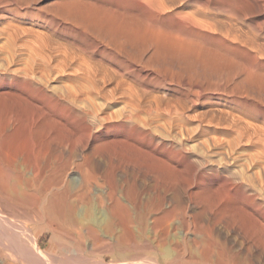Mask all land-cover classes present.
I'll list each match as a JSON object with an SVG mask.
<instances>
[{
    "label": "rangeland",
    "instance_id": "rangeland-1",
    "mask_svg": "<svg viewBox=\"0 0 264 264\" xmlns=\"http://www.w3.org/2000/svg\"><path fill=\"white\" fill-rule=\"evenodd\" d=\"M65 1H66V3L64 2V0H61V1L60 0H0V43L1 42L3 43V41H4L5 43L7 42V44H8V39H9V42H11V39L9 37H19L17 39L18 40L17 42H20L19 41L20 39L21 40L24 38L28 39V37L29 38L30 37H32V38L42 37V38H44L45 41H48L50 38H52L51 40H53V42L51 44H50L51 40H49L48 42H49L50 48L54 51H57V53L61 54L62 50H63L62 53H64V52L69 53L71 51L70 54H72L73 56H76V58L78 57V55L80 57H82V55H85L86 58L83 57V60H85V61L88 60V62H89V60L91 59L90 63L92 64V66L94 65L93 64V60H94L95 65H96V66L94 65V67H96V68L97 67H99V68L105 67V69H108L109 73L107 74V71H105L104 68H103V71H101L102 68L100 70L97 68L98 73H100V72L106 73L105 74L106 89H109L111 87L113 88L114 84L116 82L115 87L118 88V85H119L120 89L122 88L123 91L126 90L127 92L126 91L125 92L127 93V96H130L131 93L134 95L135 94L137 95L140 92L138 97L141 98L142 97L141 93H144L143 95H145V97L144 96L142 97L143 100H141V104L143 102H145V103H144V105H141V107L143 106V108L142 109L140 108V110L142 111V114H141V111L137 112L140 114V115L137 114V115H139L138 118L139 117L141 118L142 123L144 121L145 122H147V121L152 122L154 120V121H156L157 124L155 122H153L155 124L156 129L154 128L152 130V133H151L152 135H149V134L145 135L144 134L145 129L143 128L144 123L142 124L141 121L138 119L137 120V122H138L137 123V125H138L137 134H138V137L142 140L141 141L142 149L143 150L145 149L144 151H146L147 149L148 150L152 149L151 153H152V155H154L156 153L154 155L156 157H155L154 164H150L151 161H149V160H148L149 163L147 164L146 156L143 153V156L141 157L142 158L141 163H140L139 169H138V180L135 181V183L136 182H138V183H136V185L133 186V190L137 192V194L139 195L138 197L140 198V199H136V200L138 202L140 201L139 203H141V202L144 203V204L141 203V205H144V207L151 210L150 215L148 214V219L146 221L147 225L145 227V230H143L140 235L138 233L137 234L139 235L138 238H142V236H143L145 240H152L153 245H156V244H154L155 242H153L154 235L150 229V227H151V225H150L151 220L150 219L153 218L152 216L158 217L157 215H159V214H160V216H162L164 213H167V215H165L164 222L162 221L163 222L162 225L167 230V235H166V238H164V243L159 242V243H163V245L159 244L157 246V252L156 253L154 252V250L152 248H149V247H146V248L142 247L139 249L136 248L135 253L138 256V258L134 259L133 260L134 262L130 261L127 263L126 262L122 263V264H155V263L156 264H168V263L169 264H197V263L198 264H210V263L211 264H218V262H219L218 255L220 253H222V255L224 254L223 259L227 260L231 264H239L241 254H243L245 252L243 249L244 246H242L243 244H240L241 240H243V236L244 237L248 236L251 234V232L255 231V235L261 236L264 239V213H263L264 212V195H263L264 194V187H263V185H264V172L261 168L262 166H264V161L259 162L257 164L258 166L255 165V166L249 167L246 165V164H249V154H258L257 151H259V148H257L258 146H256V145L248 148L245 145L246 142H244V139H242L243 141H241L239 144L234 146V152L233 151L229 152V150L227 149L228 148L227 143H228V141H231V142L236 141L237 136H236V133L234 132L235 130H233L234 128L228 127L229 126L228 122H230L232 120V118L236 119V118L241 117L240 118V119H242L241 121H243V120L245 122L248 121L249 123H251L252 125H254L258 128V132L260 134H262V136L264 134L263 133L264 132V88H263L264 87V64H263L264 63V56H263L264 55L263 54L264 49H261V48H264V46L262 45V44H264V0H201V2H200V0H182L181 3H180V0H175V1L174 0H169V1L164 0L166 3V6L168 7L167 9H166V6H165L163 0L161 1L162 7H160L161 4L159 5L160 1H158L159 2V3H157L158 5L157 4L155 5V3L157 1L155 3L153 2L154 5L157 7L159 6V8L152 6V4H150V2L148 0H142V1L141 0H139V1L138 0H129V1L113 0L114 2L112 0H106V1L105 0H102V1L101 0H85V1L84 0L83 1L82 0L81 1L80 0H65ZM69 1H72V3H74L73 5H76V6L73 7L71 2H69ZM86 1H88V2H86ZM99 1H101V2L99 3ZM132 1H134L135 3ZM150 1L152 2V0H150ZM153 1H155V0H153ZM171 1L173 3H171ZM227 1H229V2H227ZM55 2H56V4H59V5L56 6ZM57 2H59V3H57ZM85 2H86V5H84L83 8H85V6H87V4L89 6H87V8H85L84 11L88 10V7L89 8L92 7L93 9L95 7L96 11H98V8L100 9V7H103V6L105 7V4L107 3L106 5L109 7L111 6V9L114 8L115 12H116V10L119 9L118 11L119 12L123 11L124 14H123V12L121 14V12L119 13L118 11L116 12L117 14H115L112 12L113 9L111 10L109 7L106 6L105 12H107V13L110 12V14H105L106 15V17H105V15L103 14V13H105L104 12L105 8L104 9L101 8L98 12H95V9L93 11V9L91 8L90 11L92 10L93 14H94V12L96 15H97V13L98 14L100 13L99 16L102 14V16H100V17L103 20H101L99 18V16L97 17L95 14L92 15L93 17L96 16L95 18L97 21H96V23H94L93 21H95V18H93L91 16V14H90L91 12L90 11L86 12L87 15L90 14L89 15L90 18L87 15H86L87 16V18H86L85 14H84L85 12L83 13V9H81L82 4H85ZM124 2H125V4H124ZM129 2H130V5H129ZM140 2H141V4H140ZM91 3H97L96 6L98 5L97 6L98 8L94 5L91 6ZM108 3H109V5H108ZM113 3H115V4H113ZM116 3H118L117 6H116ZM120 3L122 6H121V8H118V7H120ZM146 3H148V4L146 5ZM66 4H68L69 7H71L73 9V11L71 8L66 7ZM79 4H81V5L79 6ZM123 4L125 6H123ZM131 4L133 5V7ZM180 4H182V5H180ZM61 5H65V7L63 6L61 9ZM77 5L79 6V8ZM126 5H129L130 9L127 8ZM138 5H141V6H138ZM171 5L174 9L172 7L169 8ZM200 5L202 6V8ZM226 5H227V7H225ZM145 6L146 7L152 6L151 7L152 9L148 8V7L145 8ZM115 7H116V9H115ZM131 7L132 8L136 7L137 10H136V8L132 10ZM163 7L165 9V10L163 9L164 11L162 10ZM59 8L61 9V11ZM107 8L110 9V11L107 10ZM196 8H198V9H196ZM77 9H79V10H77ZM126 9H127V12L125 11ZM193 9L194 10L196 9L198 11L197 12L195 10L197 13L202 11V13L201 12L199 13V15H201V17L198 14H196V16H194L193 14L196 12L193 11ZM200 9H202V10H200ZM131 10L135 14L132 13ZM141 10H142V12H141ZM159 10H160V13H159ZM145 11H147L148 13ZM73 12H77L79 14V16L82 15L81 17L86 19V21L85 20L83 21L82 18H80L77 13L74 14ZM155 12H157V13H155ZM174 12L175 13L177 12V14H175ZM112 13L115 15H113ZM158 13H159V15H157ZM191 13H193V14H191ZM65 14L66 15L69 14V17H71V16L76 17L77 20L74 17L69 18L71 21L74 18L73 21L75 24L73 26L70 24L71 22L69 20L67 22L68 17ZM189 14H191L194 17L193 18H192V16L190 17ZM206 14H207V16H206ZM109 15L115 16V18L117 20L114 19L113 16H111L112 17L111 18ZM122 15H126V16H122ZM132 15H134V16H132ZM147 15L148 16L150 15V17H148ZM179 15H181V16H179ZM116 16H119L120 19H122L123 23H121L120 19L118 20L119 17L117 18ZM130 16H132V18H129ZM136 16H137V18H136ZM144 16L145 17L147 16V18L145 19ZM169 16L171 18L173 17L172 23L176 21L175 23H173L175 25V27L172 24H169L171 21V19H169L170 18ZM197 16H199V18H196ZM211 16L214 17L215 20L213 18H210ZM91 17H92V19H91ZM109 17L111 18V20H109L110 19ZM183 17H185V18H183ZM98 18H99V21H98ZM105 18L107 20H105ZM148 18H149V20H150V18H152L150 20L151 23L148 22ZM160 18H161V20L163 18L164 22L161 21ZM209 18H210V20H209ZM165 19H167V21ZM176 19H178V21ZM90 20H93V21H90ZM157 20L158 21L160 20V21L158 22ZM173 20H175V21H173ZM77 21L79 22V24H76V23H78ZM106 21L108 22V24L105 23ZM116 21L121 24L120 26L123 27V25H124V28H126V26L131 27V28H126L125 30H124V28L121 29L122 27L115 26V24L117 23ZM145 21L148 22L147 26H146L147 29L146 28H143V29L139 28L141 32L140 31H139L140 33L137 32L136 29L139 30L138 27H140V25H138V24L142 23L141 25L143 27H145V24H144ZM182 21L185 23H183ZM200 21H202V25H201ZM215 21H217V23ZM84 22L86 23L87 26L91 22L92 25L90 24L89 26L92 29L88 26L91 29V30H88L89 28L87 26L86 27L88 29L85 27ZM102 22H103V25H102ZM153 22H155V23H153ZM195 22L197 24L199 22L198 25H200V26H197V24ZM112 23L114 24L116 30L114 29V27H112L113 26ZM177 23L179 24V27H178ZM208 23H209V25H208ZM213 23H216L217 26ZM222 23H225L226 25L222 24ZM72 24H73V22H72ZM82 24H83V26H82ZM132 24H133V27L136 26V24L138 25V26H136V29L134 27V30L136 31L137 34H139V37L135 33H133L134 31L132 30L133 29ZM228 24H230V26ZM104 25L107 26V28H108V25H110L109 28L111 27L113 29V31H115V33H114L113 31H110V30H112L111 28H110V30L108 28L109 34H108V32L106 34L104 33L105 37L108 35V37L111 38V35L114 33L112 35V38L114 36L112 41L115 39L113 41L114 44L117 43V41H118L120 43V45H122V46H120L118 43V45H116V47L114 49V47H113L114 44L111 41V39L106 40L104 37V34H103V36L101 35L103 33V32L101 33V30L102 31L104 30V32H106V30H107V28ZM152 25H153V27L157 26L159 29L161 26V28L163 27L164 29H166V31H170L171 34H173V32L176 34L179 31H181V29H182V32H191V33L193 32L192 34L198 36V39L200 42L199 43L200 47H202V48H200L202 51L199 50V51H201V53L198 51V53H200V54H198V55L195 54V55H197L198 58L203 57V58H201L202 61L200 62V58L198 59V62H200V63H197V59H196V62L194 60L191 61L195 57V55L191 54L192 56L190 55V58H187L188 55H185L186 58H183V62H182V59H181L182 57L180 56V58H179V55H183L182 53L175 52V54H174V50L171 48V50H173V51L169 50V52L171 51L173 54L171 52L170 53L172 55H174V57L170 54L168 55L167 54L168 52L165 49H170V48L161 47V45L159 43L157 44V42L155 40L153 41V39H152L154 44L156 42V44H155L156 46H155L151 40L149 41V39H151L152 37H149V35H148L149 31H150V27L153 29ZM165 25H167L169 27L166 28L167 26L165 27ZM211 25H212V27H210ZM222 25L225 27H223ZM99 26L100 27L103 26V28L100 29ZM104 28H106V29H104ZM117 28L118 29L120 28L119 30H122V31L119 32V30H117ZM187 28H189V29H187ZM196 28H197V30H194ZM97 29L98 30L100 29V30L98 31ZM144 29H146V31ZM164 29H163V31H165ZM176 29H178V32ZM192 29H193V31H192ZM90 31L92 34H94V32H92V31H95V36L91 35ZM117 31L119 33L122 32L121 37L117 36L118 35ZM123 31L125 32V34ZM127 31H129V32H127ZM147 31H148V33H147ZM197 31L201 34H199ZM75 32H77V33H75ZM96 32H97V34H96ZM126 32H127V36H129V37L126 36ZM130 32L133 33L132 37L130 36V34H131ZM230 32H234L235 35L233 36L234 33H232V35H231ZM142 33L144 34V36L142 35ZM115 34H117V35H115ZM236 34H238L237 38H236ZM239 34H240V36H239ZM97 35H99L100 38H97V37H99ZM123 35H125V36H123ZM133 35H134V37L136 35V37H138V39L140 38V36H141V39H144L147 36L146 39H148L147 40V45H149L148 48H146L147 47L146 42H144V43L142 42L144 40H142V41L139 40L141 44L139 43L137 38H136L137 42L135 41V39L131 40L130 38H134ZM116 36L119 40H120V38L122 40L123 39L122 37H124V43H123V40L122 41L120 40L123 44L119 40L116 41V39H117V38H115ZM72 37H74V38L71 39ZM231 37H232V39H231ZM234 37L236 39H233ZM239 37H240V39L243 37V39H241L243 41L237 40ZM251 37L253 38L252 41H248V40H251ZM32 38L30 39V41L32 40ZM46 38H47V40H46ZM94 38L95 39L97 38V39L95 40ZM202 38L205 40L203 41ZM256 38H258V39H256ZM102 39H104V40H102ZM219 39L222 41H220ZM84 40H86V41H84ZM256 40H258V41H256ZM54 41H56V42L54 43ZM69 41L72 42V44H69L70 43ZM77 41H78V45L76 44ZM107 41L109 43L111 41V45H109L110 47L107 46V44H109V43H107ZM129 41H132V42L135 41L136 43L130 42L131 44H134V46L135 45L137 46L140 44L139 48L138 47L136 48V46L134 47L131 44H130L131 45L130 46ZM255 41L258 43H255ZM91 42L93 44H91ZM211 42H212V44H211ZM251 42L252 43L254 42V44H252ZM2 43H1L0 47L5 46V44L4 43L2 44ZM66 43H68V44L66 45ZM208 43L210 45H208ZM224 43H225V45H223ZM7 44H6V46H7ZM73 44H75V45H73ZM80 44H81V47L83 48V51L78 50V49L82 50V48L79 46ZM83 44H85V45H83ZM86 44H87V47H86ZM213 44H214L215 48L213 47ZM256 44H258V45L261 44V45L257 48L254 46ZM59 45H60V47H59ZM61 46L62 47L64 46V48L66 50H64V48H63L60 51V48H62ZM65 46H67V47H65ZM73 46H76L77 50H75L76 48ZM224 46L225 47L230 46V47H226L227 48L226 49V48H224ZM102 47H103V49H102ZM217 47H219L218 50H217ZM69 48H70V51H68ZM95 48H97V49H95ZM140 48H142V49H140ZM210 48H214L217 52L214 49L210 50ZM259 48L262 50V55H261V51ZM89 49L92 52H90ZM125 49L126 50L129 49V50L126 51ZM204 49L206 50L205 52L203 51ZM220 49H222V50H220ZM84 50H86L87 52L85 53ZM118 50H120L121 53H120V51L118 52ZM154 50H156V51H154ZM157 50H158V52H157ZM163 50H164V53H166L168 56H170V57L172 56L171 59L174 58V60H170V57H168L166 54L163 55V52H162ZM209 50H210V52H209ZM75 51H77L78 53ZM220 51L222 53L224 51V53L220 54ZM253 51H256V52H253ZM259 51H260V54L258 53ZM83 52H84V54H83ZM208 52L209 53L216 52L215 53L216 55L215 54L210 55ZM81 53H82V55H81ZM108 53L110 55H108ZM131 53L133 55L137 54V53H138V55L140 53H143L144 56L142 57V55H139L137 58L139 59V57L141 56V59H139L138 61L137 60L133 61L136 58L133 57L134 58L133 59L132 58L133 55ZM157 53H158V56H160V58L158 56H155V55H157ZM204 53L205 54L208 53V55L203 56ZM87 54H89V56L91 54L92 57L90 56L91 57L90 58ZM230 54H232L233 57ZM130 55H131L130 59H127L126 57H129ZM175 55H177V57H175ZM217 55L219 57L222 56L221 57L222 60H221V58H219L220 63L213 60V58L215 59L217 57ZM148 56L150 57V59L152 58L153 61L150 59L148 61V59H147ZM208 56L210 58L213 57L211 59L212 60L211 62L209 61ZM228 56H230V58ZM80 57H78V59H80ZM99 57L100 58L102 57V58L100 59ZM135 57H136V55H135ZM206 57H208V58H206ZM223 57H224V59L226 58L225 59L226 61H228L227 65H224ZM142 58H144V59H142ZM166 58H168L169 60H167ZM178 58L182 64L179 62V60H177ZM249 58L252 60L250 61ZM160 59H165V60H160ZM189 59H190V61H189ZM228 59L234 63L236 62L235 65H234V63L232 64V62H230V64H229ZM234 59L236 61H234ZM245 59L248 61H246ZM96 60L99 64L102 63L100 65L101 67L97 64ZM155 60L157 62H155ZM184 60L187 61V64H185V65H189V63H191L190 66L192 68L195 67L194 68L195 70L192 69L190 66H187L188 68H186L185 65H184L185 66L184 67L185 70H184L182 67L183 63H185ZM207 60L209 62H207ZM101 61H103V62H101ZM144 61H146L147 63ZM164 61H166V63ZM213 61H214V64L211 65V63ZM244 61H246V62H244ZM253 61H255V62H253ZM135 62H137V63H135ZM138 62L140 65L138 64ZM205 62H207L208 66ZM144 63L146 65L148 63H151L150 64L151 68L149 67V64L146 66V65H144ZM175 63H177V64L175 65ZM209 63H210V66H209ZM238 63L241 64L240 66H242V69L240 68V70H239V68L236 69ZM259 63L261 64V66L259 65ZM163 64H165V65L163 66ZM166 64H168L167 68L168 67L173 68L172 71L170 70L172 73H174L173 76L171 75L172 73L171 74L169 73L170 72L169 69L167 72L166 71L167 69L163 68V67H166ZM198 64H200V67L199 66L197 67ZM204 64H206V65L204 66ZM228 64L231 67H232V65H234L235 67L231 68L230 66H228ZM243 64H246V66L244 65L245 67H243ZM157 66H159V67H157ZM219 66L223 69H224V66H226L225 71L223 69H219ZM250 66L252 67L251 71H253L255 73L254 74L252 72L254 75L251 74V71H250L251 67ZM145 67H146V69H145ZM179 67H181L184 71ZM214 67L216 70L220 71V72L218 71L220 74H218V72L214 69ZM229 67H230V69H229ZM120 68H122V69H120ZM113 69L116 71H114ZM255 69H257V71ZM109 70L112 71L111 73L114 75V76L112 75V77L110 78L113 80L109 79V77L111 76L110 75L111 73ZM192 70H194V71L192 72ZM222 70H223V73H221ZM235 71H236V75H235ZM116 72L118 73V75ZM119 72H120V75H122V76L119 75ZM122 72H123V74H122ZM243 72H244V76H243ZM106 75H107V77H106ZM115 75H117L116 79H114ZM232 75H233V77H232ZM119 76H120V78H119L120 80L122 78H125V79H122L121 80L122 82H121L120 80H118ZM191 78H192V80H191ZM169 80H171V81H169ZM188 80H191V82ZM79 81H81V80H79ZM107 81H109L108 82L109 84L107 83ZM135 81L138 85L136 83L135 84L133 83ZM208 81H210V82H208ZM123 82L125 83V85ZM169 82H171V83H169ZM120 83H123V84L121 85ZM126 83L129 85H127ZM130 83H131V85H130ZM177 83H179V85ZM196 83H197V85H196ZM65 84L67 86L68 85H74L75 82L70 83V81H66ZM185 85H186V87H185ZM188 85H190V87ZM228 85H230V86H228ZM122 86H125L126 89H125V87H122ZM132 87L133 88L138 87V88L132 89ZM194 87L195 88L199 87V88L195 89ZM236 87H237V89H236ZM249 87H250V89H249ZM139 88H141V91L138 90ZM171 88H173V89H171ZM202 89H204L203 90L204 93H203ZM216 89H217V91H216ZM224 89H228V90H226L227 93L225 92ZM208 90H210V91H208ZM129 91H132V92L129 93ZM229 91L231 94L229 93ZM185 92H187V94L189 96L186 95ZM195 92H199V93H195ZM221 92H223V93H221ZM236 93H237V95H236ZM157 97H158L159 101L156 100ZM126 98L132 99L131 97H126ZM98 100L102 101L100 98L99 99L94 98V101L97 102ZM188 100H189V102H188ZM100 101H98V102H100ZM117 101L118 102L110 103L109 107H108L109 111L106 110L107 116H108V113L109 114L111 113V115H109V117L111 116L110 119L108 118L111 121H113L112 119H114V120L116 119L113 117H116V114L118 116V111L120 112L121 108H122V110H125L124 108H126V109L129 108V107H126L129 105L126 104V106H124L125 104H123L122 101H119V100H117ZM147 102L149 105L147 104ZM157 102H159V103L157 104ZM101 103H103V101L100 102V104ZM121 103H122V106L124 108L122 106H120ZM150 103L152 106L148 107V106H150ZM155 104L158 105L156 107L157 110L155 109V106H156ZM240 104H241V106H240ZM183 105H185V106H183ZM119 107H121V108L119 109ZM167 107H169V108H167ZM242 107H244L245 109L243 108L244 109L243 110ZM117 108H118V110H117ZM177 108L182 109L183 111L178 110ZM130 109L131 108H129V110ZM111 110H113L114 113H116V114L114 115L113 111H111ZM129 110H126L124 112L121 111L120 114L122 116L119 114L118 117L123 118V117H126V115L129 116L130 115ZM146 110H147V112H146ZM207 110H208V112H207ZM228 110H230V111H228ZM239 110H241V111H239ZM168 111H169V113H168ZM127 112H129V114H127ZM177 112H178V114H177ZM181 113H182V115L184 114L183 117H182ZM123 114H125V115H123ZM229 114L230 115L232 114V116H230ZM175 116H176V118H174ZM185 116H187L188 118L187 117L185 118ZM193 116H194V118H193ZM146 117H147V119L144 120V118H146ZM179 117L180 118L182 117L183 119L182 118H181L182 120L178 119ZM230 117H231V119H230ZM149 120H152V121H149ZM179 120H181V122ZM216 121H217V123H216ZM168 123H169V125H171V128H169ZM224 123H225V125H224ZM156 125H158V127ZM161 125H163V126L167 125L168 129H171V131H170L171 133H168L169 131H168L166 126L164 128ZM174 128H175V130H174ZM128 129H129V126H126L125 131H128ZM165 129H167L166 133H164ZM179 131H181L183 134L181 132L178 133ZM96 132L97 131H95V129H93L92 133L96 134ZM176 132H177V134H176ZM157 133H159L160 135ZM113 135H118L117 131H114V130L110 131L108 133L107 138L111 139L113 137ZM215 139H217V140L219 139L218 141H220L221 143L223 141V143L221 144L222 146L220 145L217 148H214L211 144H212L213 140H215ZM177 144H178V146H177ZM193 145H195V146H193ZM173 148H176V149H173ZM211 149L214 151V154H213V151ZM227 151L229 152V155H228ZM164 155L165 156L167 155V156L165 157ZM218 155H219V157H217ZM246 155H247V157H246ZM220 157L223 158L222 161L220 160ZM232 157L233 158L235 157V158L232 159ZM168 159H169V161H168ZM224 159H226V162L231 161V163H226ZM245 159H247V160H245ZM143 160L144 161L146 160L145 163ZM167 161L170 163H168ZM178 161H180V162H178ZM245 161H246V163H245ZM200 162H201V165H200ZM232 162H234V163H232ZM236 162H237V164H235ZM166 163H168L170 165H168V164L165 165ZM238 163H240V164H238ZM245 165L247 168L245 167ZM152 167H154V168H152ZM183 167H185L184 170H183ZM175 169H177V171H175ZM244 172L246 174H244ZM254 172L256 175L254 174ZM129 175H131V172L129 170H127V175L124 176V178H123V185H126V186H124L126 189H130V187L132 185L131 177ZM129 177H130V179H129ZM151 178H153V179H151ZM250 178H251V180H250ZM251 183H253V184H251ZM136 186H137V189H136ZM127 187H129V188H127ZM262 192H263V194H262ZM174 194H175V196H174ZM141 199H143V200L141 201ZM173 200H175V201H173ZM167 201H169V202H167ZM234 201H235V203H234ZM235 204H237V206ZM239 204H241V205H239ZM179 205H180V207H179ZM235 206H236V208H235ZM238 206L240 208H238ZM154 207H155V209H154ZM99 209L101 211L103 210V212H106L104 206H102V207L100 206ZM149 217H151V218H149ZM256 217H258V218H256ZM258 224H262V225L259 226ZM134 231H136L135 228H134ZM146 231H147V233H146ZM143 232H145V233L143 234ZM181 235H182V237H181ZM49 237H50V234L48 232H44L40 236V238L38 239V244L41 248H44L48 245ZM165 239L167 240V242ZM138 240H139V244H138V246H139V245H141L142 242L140 241V239H138ZM206 242L210 244V248L212 249V252L209 255L208 259L202 257V246ZM165 245H167V246H165ZM170 246H171V248H170ZM159 247H161V248H159ZM164 247L168 248L169 251L173 255V258H169V260H167V261H163L162 258L160 257L162 254V249ZM225 249L227 252L225 251ZM73 252H72V250H62L61 252H59L58 256L60 257V255H61V258L58 257V263H60V264H74V263L75 264H98L99 253H100V251L98 249L94 250L92 252H82V251H80L78 253H76V252L73 253ZM250 252L252 254L250 256L251 257V264H264V250H261V248L258 247V249L252 248V250ZM76 254H77V256H75ZM140 254H141V256H140ZM259 254H262V255H259ZM81 255H82V257H81ZM74 256L76 258H74ZM61 259H62V261H61ZM69 259H71V261ZM75 259H76V261L77 260L78 261L76 262ZM108 260H109V258H106V264H111L110 260L109 261Z\"/></svg>",
    "mask_w": 264,
    "mask_h": 264
},
{
    "label": "bare ground",
    "instance_id": "bare-ground-1",
    "mask_svg": "<svg viewBox=\"0 0 264 264\" xmlns=\"http://www.w3.org/2000/svg\"><path fill=\"white\" fill-rule=\"evenodd\" d=\"M101 1H99V3ZM126 1H129V0H126ZM148 1L150 2V4H152V6H155L157 3H159L158 1H160V3H159V5H160L162 0H155V1L152 0V2L150 0H148ZM167 1H169V0H167ZM181 1L182 0H180V3H181ZM64 2L66 3L65 0H64ZM69 2H71L73 7L76 6V5H73L74 3H72V1H69ZM86 2H88V1H86ZM86 2H85V4H82V8H81V9H83V13L85 12L84 13L85 16L87 15L86 12L87 11L89 12L90 9L92 8V7H90V8L88 7V10L84 11L85 8H87V6H89L87 4V6H85V8H83L84 5H86ZM132 2H134V1H132ZM153 2L154 3L156 2L155 5ZM200 2H201V0H200ZM227 2H229V1H227ZM57 3H59V2H57ZM171 3H173V2L171 1ZM55 4H56V2H55ZM96 4L97 3H91V6H93V5L96 6ZM106 4H105V7L107 6ZM113 4H115V3H113ZM117 4L118 3H116V6H117ZM124 4H125V2H124ZM124 4H123V6H125ZM140 4H141V2H140ZM147 4L148 3H146V5ZM164 4L166 6L165 1H164ZM58 5L59 4H56V6H58ZM80 5L81 4H79V6ZM108 5H109V3H108ZM129 5H130V2H129ZM129 5H126L127 8H129ZM180 5H182V4H180ZM63 6L65 7V5H61V9ZM79 6H78V8H79ZM121 6L122 5L120 3V7H118V8H121ZM138 6H141V5H138ZM152 6H149V7L147 6V7L151 8ZM66 7H69V5L66 4ZM105 7L104 6L100 7V9L101 8L104 9ZM107 7H109V6H107ZM132 7H133V5H132ZM147 7L145 6V8H147ZM155 7H157V6H155ZM160 7H162V4ZM171 7H172V5L169 8H171ZM225 7H227V5ZM69 8H71V7H69ZM109 8L111 9V6ZM135 8H132V10ZM157 8H159V6ZM167 8L168 7L166 6V9ZM201 8H202V6H201ZM61 9H60V11H61ZM94 9H95V12H98L100 10L98 8V11H96L95 7H94ZM94 9H93V11H94ZM110 9L107 8V10H109V11H110ZM112 9H111L112 12L117 14L116 12L119 9L116 10V12L114 11V8H112ZM115 9H116V7H115ZM163 9H164V7L162 8V10ZM196 9H198V8H196ZM77 10H79V9H77ZM136 10H137V8H136ZM195 10L193 9V11H195ZM200 10H202V9H200ZM72 11H73V9H72ZM105 11H106V8H105L104 12ZM125 11L127 12V9ZM90 12H91L90 13L91 16L95 14V12L93 14L92 10ZM120 12L122 14L123 11H120ZM141 12H142V10H141ZM145 12H147V11H145ZM197 12L194 14L193 13H191V14L196 16V14L199 15L200 12L202 13V11H200L199 13H197ZM73 13L75 14L77 12H73ZM132 13H134V12L132 11ZM155 13H157V12H155ZM159 13H160V10H159ZM159 13L157 15H159ZM99 14L97 13V15L96 14L95 15L98 17ZM103 14L104 15L110 14V12H108V13L105 12ZM115 14H113V15H115ZM123 14H124V12H123ZM175 14H177V12ZM191 14H189L190 17L192 16ZM89 15H87V16L90 18ZM113 15H109V16L111 17ZM150 15L149 16L147 15V16L150 17ZM66 16L68 17L67 22L69 20L71 22V23L70 22L69 23L73 26L75 24L73 19L74 18L76 19V17L71 16V15H70L71 17H69V14ZM78 16H79V14H78ZM81 16L82 15H80L79 17L82 18ZM87 16H86V18H87ZM96 16H94V17L92 16V17L95 18ZM100 16H102V14ZM100 16H99V18L101 19ZM122 16H126V15H122ZM132 16H134V15H132ZM132 16H130L129 18H132ZM147 16L146 17L144 16L145 19L147 18ZM179 16H181V15H179ZM194 16H192V18ZM199 16L201 17V15H199ZM199 16H197L196 18H199ZM206 16H207V14H206ZM72 17H74V18L71 21L69 18H72ZM92 17H91V19H92ZM105 17H106V15H105ZM113 17H114V19H116L115 16H113ZM116 17L118 18L119 16H116ZM99 18H98V21H99ZM111 18L109 20H111ZM136 18H137V16H136ZM152 18H150V20ZM172 18L171 17L169 18V19H171V21L169 20L170 21L169 24H172L175 27V25L173 23H175L176 21L173 20L175 22L172 23ZM183 18H185V17H183ZM210 18L214 19V17H212V16ZM210 18H209V20H210ZM119 19H120V17L118 18V20ZM82 20L86 21V19H84V18H82ZM101 20H103V19H101ZM105 20H107V19L105 18ZM150 20L148 18V22H150ZM160 20H161V18H160ZM165 20L167 21V19H165ZM176 20L178 21V19H176ZM90 21H93V20H90ZM96 21L97 20L95 18V21H93V22L96 23ZM120 21H121V23H123L122 19H120ZM146 21L144 22L145 27H143L141 25L142 23L141 24L139 23L138 25H140V27H138V29L139 28H141V29L146 28L147 23H148ZM161 21H163V18ZM72 22H73V24H72ZM215 22L217 23V21H215ZM105 23L108 24L107 21ZM153 23H155V22H153ZM183 23H185V22H183ZM200 23L202 25V21H200ZM216 23H213V24L216 25ZM225 23H222V24H225ZM76 24H79V22ZM84 24L86 27L87 25L85 22H84ZM90 24L92 25L91 22H90ZM90 24H88V26ZM114 24L112 27H114L115 30H116L115 26L119 27L121 25L120 23H118L119 25L115 24V26H114ZM198 24H199V22H198ZM198 24H197V26H200ZM102 25H103V22H102ZM138 25L136 24V26H138ZM177 25L179 27L178 23H177ZM208 25H209V23H208ZM228 25L230 26V24H228ZM82 26H83V24H82ZM109 26L110 25H108V28H109ZM136 26H134L135 29H136ZM166 26L167 25H165V27ZM105 27L107 28V26H105ZM120 27H122V26H120ZM134 27L132 24V28H133L132 30L134 31L133 33H135L139 37V34H137L136 31L139 32L140 29L139 30L136 29V31H135ZM152 27H153V25H152ZM168 27L169 26H167L166 28H168ZM210 27H212V25ZM223 27H225V26H223ZM90 28L88 30L92 29V28L91 29ZM102 28H103V26L100 27V29H102ZM106 28H104V29H106ZM108 28H107L106 32H104V30L103 31L101 30V33L103 32L101 34L102 36L104 33L106 34L107 32L109 34ZM110 28H109V30H110ZM123 28H124V25L121 29H123ZM126 28H131V27L126 26ZM126 28H124V30ZM119 29L117 28V30H119ZM146 29H144V30L146 31ZM163 29L164 28L163 27L161 28V26H160V29L157 26L153 27V29L150 27V31H149L148 35H149V37H152V38L149 39V41L150 40L152 41V39H153V41L155 40L157 42V44L159 43L161 45V47L170 48V49H165V50H167L168 55L169 54L172 55L173 53L171 51H173V50H174V54H175V52L182 53L183 55H179V58L181 56L182 57L181 59L183 62V58H186L185 55H188L187 58H190L191 54H193V55L197 54L198 55L201 53L202 50L200 48H202V47H200V44H199L200 42H199L198 36L192 34L193 32L192 33L191 32H182V29H181V31L178 32V29H176L178 33L175 34L173 32V34H171L170 31H166V29H164L165 31H163ZM187 29H189V28H187ZM194 30H197V28ZM110 31H113V29ZM120 31H122V30H119V32ZM192 31H193V29H192ZM92 32H94V34H92L90 31L91 35L95 36V31H92ZM97 32H96V34H97ZM113 32L115 33V31H113ZM119 32H118V35L117 34H115V35H117L118 37H121L122 32L121 33H119ZM127 32H129V31H127ZM127 32H126V36H127ZM75 33H77V32H75ZM133 33L130 34L131 37H132ZM147 33H148V31H147ZM230 33L232 35V33H234V32H230ZM105 34H104V37H105ZM124 34H125V32H124ZM199 34H201V33H199ZM99 35H97V36H99ZM112 35H111V38L108 37V35H107L105 37V39L106 40L111 39V41H112V39L114 38V36L112 38ZM136 35H135V37L133 35L134 38H130V39L131 40L135 39V41H136V38L138 39V37H136ZM142 35L144 36L143 33H142ZM234 35H235V33L233 34V36ZM237 35L238 34H236V38H237ZM100 36L97 38H100ZM117 36L115 38H117ZM123 36H125V35H123ZM141 36L138 39V41L144 40L142 42L143 43L146 42V45H147V40H148V39H146L147 36L144 39H141ZM239 36H240V34H239ZM127 37H129V36H127ZM9 38L11 39V42H9V39H8V44H7V42L5 43L2 40L3 43L5 44V46L0 47V264H60V263H58V257H59L58 254L62 250H72V252L74 251V252L78 253L80 251L92 252V251L98 249L100 251L98 264H106V258H109L111 264H122V263H125V262L127 263L130 261L132 262L134 259L138 258V256L135 253L136 248L139 249L142 247L143 248L149 247V248H152L154 250V252L156 253L157 252V246L159 244L163 245L164 238H166V235H167V230L162 225V223L165 220V215H167V213H164L163 215L161 214L162 216H160V214L158 213L159 214V215H157L158 217L152 216L153 218L150 219L151 220V222H150L151 227L150 226L149 227H150V229L154 235L153 242H155L154 244H156V245H153L152 240H145L143 236H142V238H138L139 235L142 233V231L145 230V227L147 225L146 221L148 219V214L150 215L151 210L144 207V205H141L142 202L139 203L140 201L138 202L136 200V199H140V198L138 197L139 195L137 194V192L133 190V186L136 185V183H138V182L135 183V181L138 180V169H139V165L141 163V159H142L141 157L143 156V153L146 156L147 164L149 163L148 160L151 161L150 164H154L155 157H156V156H154L156 153L154 155H152V153H151L152 149L148 150L146 148L147 149L146 151H144L145 149L144 150L142 149V147H141V145H142L141 141L142 140L138 137V134H137V128H138L137 120L139 119L141 121V118L140 117L138 118V116L140 114L137 112L141 111L140 108L141 109L143 108V106L141 107V105H144V103H145L142 101L143 103L141 104V100H143L142 97L143 96L145 97V95H143L144 93H141L142 94L141 95L142 97L140 96L141 98L138 97L140 92L137 95L136 94L134 95L131 93L130 96H127L126 90H125L126 91L125 92L122 90V88L120 89L119 85H118V88L115 87L116 82H115L113 88L111 87L109 89H106V79H105L106 73H101V72H100L101 74L98 73L97 68L99 70L102 68L100 66L102 63L99 64L97 62L98 59L96 60V62L101 68L94 67V65H95L94 60H93V64H94L93 66L90 63L91 59L89 60V62H88V60H86V61L83 60V57L84 58H86V57H85V55H82V53H81L82 57H80L78 55V57H80V59H78V57L76 58V56H73L72 54H70V52H71L70 48H69V50L67 49L68 51H70L69 53H67V52L62 53L63 50L61 51V49H63L64 46L63 47L61 46L62 47V48H60L61 54H59V53H57V51H54L50 48L48 41L51 40L52 38H50L48 41H45L44 38H42V37H34V38L28 37V39L24 38L25 40L20 39L19 40L20 42H17L18 41L17 39L19 37H9ZM31 38H32V40L30 41ZM47 38H46V40H47ZM73 38L74 37H72L71 39H73ZM122 38H123L122 40L124 43V37H122ZM236 38L234 37L233 39H236ZM231 39H232V37H231ZM241 39H243V37ZM241 39L239 37L237 40H241ZM252 39L253 38L251 37V40H248V39L247 40L252 41ZM256 39H258V38H256ZM102 40H104V39H102ZM117 40H119V39L117 38L116 41ZM120 40H121V38H120ZM204 40L205 39H203V41ZM84 41H86V40H84ZM111 41H110V43L107 41V43H109V44H107V46L111 45ZM135 41H133V42H135ZM153 41H152V43H153ZM220 41H222V40H220ZM241 41H243V40H241ZM256 41H258V40H256ZM256 41H255V43H258ZM52 42H53V40L50 41V44ZM55 42L56 41H54V43ZM92 42H91V44H93ZM130 42L133 43L132 41H129V45L131 44ZM156 42H155V44H156ZM1 43H0V45H1ZM118 43H119L118 41L115 44L113 42L114 49H115L116 45H118ZM139 43H140V41H139ZM6 44H7V46H6ZM67 44L68 43H66V45ZM69 44H72V42H70ZM76 44L78 45V41ZM81 44L79 45L80 47H81ZM211 44H212V42H211ZM252 44H254V42ZM73 45H75V44H73ZM83 45H85V44H83ZM119 45H120V43H119ZM131 45L134 46V44H131ZM139 45H137V46L135 45L136 48L137 47L139 48ZM208 45H210V44L208 43ZM223 45H225V43ZM256 45H254V46L258 48L261 44L260 45L256 44ZM262 45L264 46V44H262ZM76 46H73V47L76 48ZM120 46H122V45H120ZM148 46L149 45H147L146 48H148ZM59 47H60V45H59ZM65 47H67V46H65ZM86 47H87V44H86ZM213 47H214V44H213ZM226 47H230V46H226ZM226 47L224 46V48H226ZM171 48L173 50H171ZM214 48H210V50L214 49ZM95 49H97V48H95ZM102 49H103V47H102ZM129 49H127V50H129ZM140 49H142V48H140ZM205 49L203 50L204 52L206 51ZM218 49H219V47H217V50ZM261 49H264V48H261ZM261 49H260V51H261V55H262ZM64 50H66V49L64 48ZM75 50H77V48ZM78 50L83 51V48H82V50L81 49H78ZM169 50H171L170 52L172 54L169 52ZM199 50H201V51H199ZM210 50H209V52H210ZM220 50H222V49H220ZM89 51L92 52L90 49H89ZM119 51L120 50H118V52ZM154 51H156V50H154ZM198 51L200 53H198ZM224 51H223V53H224ZM260 51L258 52L259 54H260ZM75 52H77V51H75ZM84 52L86 53L87 51L84 50ZM84 52H83V54H84ZM157 52H158V50H157ZM162 52H163V55L166 54V53H164V50ZM216 52L209 53V54L213 55ZM253 52H256V51H253ZM120 53H121V51H120ZM208 53L207 54L204 53L203 56L208 55ZM223 53L220 51V54H223ZM87 55L89 56V54H87ZM108 55H110V54L108 53ZM135 55H136V57H135ZM139 55H142V57L144 56L143 53H140ZM139 55H138V53L134 54L132 56V58L134 57L136 59L133 58L134 59L133 61H136V60L138 61L139 59H141V56L139 57V59L137 58ZM177 55H175V57H177ZM197 55H195L196 58L193 56L194 59H192L191 61L194 60L196 62V59H197V63H200L202 61L201 58H203V57H201V58L199 57L200 62H198L199 58L197 57ZM230 55L233 57L232 54H230ZM90 56H91V54H90ZM155 56H158V53ZM172 56L174 57V55H172ZM172 56L171 57L168 56V57H170V60H174V58L171 59ZM130 57H131V55L129 57H126V58L130 59ZM158 57L160 58V56H158ZM208 57H206V58H208ZM221 57L222 56L219 57L217 55V57H216L217 59L215 58L216 60L213 57H211V58L209 57V61L211 62L212 61L211 59L213 58L214 61L219 62V58H221ZM228 57L230 58V56H228ZM179 58L177 60H179ZM142 59H144V58H142ZM147 59L149 61L150 57L148 56ZM166 59L169 60L168 58H166ZM223 59H224V57H223ZM225 59L223 60L224 65H227L228 61H226ZM150 60H152V58ZM160 60H165V59H160ZM221 60H222V58H221ZM251 60L252 59H250V61ZM189 61H190V59H189ZM209 61L207 60V62H209ZM214 61L211 63V65L214 64ZM234 61H236V60L234 59ZM246 61H248V60H246ZM246 61H244V62H246ZM101 62H103V61H101ZM139 62H138V64H139ZM144 62H146V61H144ZM155 62H157V61L155 60ZM164 62L166 63V61H164ZM179 62H180V60H179ZM207 62H205V63L207 64ZM230 62H232V61L229 60V64H230ZM253 62H255V61H253ZM135 63H137V62H135ZM233 63L234 62H232V64ZM235 63H234V65H235ZM148 64L150 67L151 63H148ZM176 64L177 63H175V65ZM185 64H187V61H185V63H183L182 67L184 70H185V68H184L185 66H186V68H188L187 66L191 65V63H189V65H185ZM206 64H204V66ZM229 64H228V66H230ZM144 65H146V64L144 63ZM164 65L165 64H163V66ZM234 65H232V67L231 66L230 67L233 68V67H235ZM240 65L241 64L238 63L236 69H238V68H239V70H240V68L242 69V66H240ZM244 65L246 66V64H243V67H245ZM259 65L261 66L260 63H259ZM167 66H168V64H166V67H163V68H166L167 70L166 69L165 70L167 72H168V69H169V71L170 70L172 71L173 68H170V67L167 68ZM198 66L200 67V64H198L197 67ZM207 66H208V64H207ZM209 66H210V63H209ZM157 67H159V66H157ZM215 67H214V69H215ZM230 67H229V69H230ZM103 68L105 69V67H103ZM103 68L101 71H103ZM179 68H181V67H179ZM194 68H192V69H194ZM225 68H226V66H224V69L219 66V69H223L224 71H225ZM120 69H122V68H120ZM145 69H146V67H145ZM194 70H192V72ZM223 70L221 71V73H223ZM251 70H252V67H251L250 71ZM255 70L257 71V69H255ZM105 71H107V74L109 73L108 69H105ZM114 71H116V70H114ZM171 71L169 72L170 74L172 73ZM216 71L218 72L219 70H216ZM236 71H235V75H236ZM111 72L112 71H110V73ZM219 72H218V74H220ZM252 72L253 71H251V74L254 75L255 73L253 72L254 73L253 74ZM122 74H123V72H122ZM173 74L174 73H172L171 75L173 76ZM110 75L111 76L109 77V79L112 77L113 74L111 73ZM117 75H118V73H117ZM117 75H115L114 79H116ZM119 75H120V72H119ZM120 76H122V75H120ZM120 76L118 77V80H120L119 79ZM243 76H244V72H243ZM106 77H107V75H106ZM232 77H233V75H232ZM122 79H125V78H122ZM79 80H81V81H79ZM110 80H113V79H110ZM171 80H169V81H171ZM191 80H192V78H191ZM191 80H188V81L191 82ZM66 81H70V83L75 82V84L67 86L65 84ZM108 82L109 81H107V83ZM208 82H210V81H208ZM123 83H120V84L122 85ZM131 83H130V85H131ZM133 83L135 84L136 81ZM169 83H171V82H169ZM177 84L179 85V83H177ZM124 85H125V83H124ZM127 85H129V84H127ZM196 85H197V83H196ZM188 86L190 87V85H188ZM228 86H230V85H228ZM122 87H125V86H122ZM138 87H136V88H138ZM185 87H186V85H185ZM134 88L132 87V89H134ZM197 88H199V87H197ZM197 88H195V89H197ZM125 89H126V87H125ZM171 89H173V88H171ZM236 89H237V87H236ZM249 89H250V87H249ZM138 90L141 91V88H139ZM203 90L204 89H202V91ZM224 90L226 92V90H228V89H224ZM208 91H210V90H208ZM216 91H217V89H216ZM130 92H132V91H129V93ZM187 92H185L186 95H188ZM195 93H199V92H195ZM203 93H204V91H203ZM221 93H223V92H221ZM229 93H230V91H229ZM236 95H237V93H236ZM126 97H131L132 99H130V98L127 99ZM94 98H98V99L100 98L103 101V103L100 104V102H102L100 100H98L100 102L94 101ZM117 100L122 101L123 104H125L124 106H126V104H127L129 106H126V107L131 108L130 110H129V108L126 109L122 106V103H121L120 106H122L125 110H122V108L119 107V109L121 108V110H120V112L118 111V116L121 113V111L124 112L126 110H129L130 115L129 116L126 115V117L122 118L121 117L122 115L120 114L121 118H119L117 116V114L114 113L113 110H111V111H113L114 115L116 114V117L112 116L113 118H116V119L115 120L112 119L113 121H111V120H109L111 117V116L109 117V115H111V113L110 114L108 113V116H107L106 110H108L110 103L118 102ZM156 100L159 101L158 97L156 98ZM148 102H147V104H148ZM188 102H189V100H188ZM158 103L159 102H157V104ZM157 104H155L156 110H157L156 107L158 106ZM151 106L152 105L150 103V106H148V107H151ZM183 106H185V105H183ZM240 106H241V104H240ZM167 108H169V107H167ZM243 108L244 107H242V109ZM117 110H118V108H117ZM178 110H182V109H178ZM228 111H230V110H228ZM239 111H241V110H239ZM129 112H127V114H129ZM146 112H147V110H146ZM207 112H208V110H207ZM168 113H169V111H168ZM182 113H181V115H182ZM137 114H139V115H137ZM141 114H142V111H141ZM177 114H178V112H177ZM123 115H125V114H123ZM183 115H182V117H183ZM230 116H232V114ZM186 117L187 116H185V118ZM174 118H176V116ZM181 118L179 117L178 119H181ZM193 118H194V116H193ZM240 118H236V119L232 118V120L230 122H228V125H229L228 127L234 128L233 130H235L234 132L236 133L237 140L234 142L228 141V143H227L228 148L227 149L229 150V152H232V151L234 152V146L239 144L241 141H243L242 139H244V142H246L245 145L248 148L255 146V145L258 146L257 147V148H259V151H257L258 154H249V164H246L249 167L255 166L259 162L264 161V134L262 136V134H260L258 132V128L256 126L252 125L248 121H246V122L244 120L241 121L242 119H240ZM145 119H147V117L144 118V120ZM230 119H231V117H230ZM181 120H179V121L181 122ZM149 121H152V120H149ZM153 122L156 123V121H154V120L152 122H148V121L143 122L144 123L143 128L145 129V131H144L145 135L146 134L152 135L151 134L152 130L155 128V124ZM141 123H142V121H141ZM216 123H217V121H216ZM224 125H225V123H224ZM126 126H129L128 131H125ZM156 126L158 127V125H156ZM161 126L164 128H165V126L167 127V125H165V126L161 125ZM168 126H169V128H171V125H169V123H168ZM175 128H174V130H175ZM93 129H95V131H97L96 134L92 133ZM167 129H168V127H167ZM167 129H165V132L164 131L163 132L166 133ZM113 130L117 131L118 135H113V137L111 139L107 138L108 133L110 131H113ZM168 131H169L168 133H171L170 132L171 129H168ZM180 132L181 131H179L178 133H180ZM159 133H157V134H159ZM176 134H177V132H176ZM218 140L217 139L213 140L211 145L214 148H217L218 146H220L223 143V141L221 143ZM177 146H178V144H177ZM193 146H195V145H193ZM173 149H176V148H173ZM229 152H228V155H229ZM213 154H214V151H213ZM217 157H219V155ZM246 157H247V155H246ZM234 158L232 157V159H234ZM247 159H245V160H247ZM220 160L222 161L223 158L220 157ZM224 160L226 162V159H224ZM145 161H144V163H145ZM168 161H169V159H168ZM178 162H180V161H178ZM168 163H170V162H168ZM168 163H166L165 165H167ZM226 163H231V161L230 162L227 161ZM232 163H234V162H232ZM245 163H246V161H245ZM235 164H237V162ZM238 164H240V163H238ZM168 165H170V164H168ZM200 165H201V162H200ZM246 165H245V167H246ZM152 168H154V167H152ZM184 168L185 167H183V170H184ZM261 168L264 172V166H262ZM127 170H129L131 172V175H129L131 177V182H132L130 189H126L124 187L126 185H123V178H124V176L127 175ZM175 171H177V169H175ZM244 174H246V173L244 172ZM254 174H255V172H254ZM130 177H129V179H130ZM151 179H153V178H151ZM250 180H251V178H250ZM251 184H253V183H251ZM263 187H264V185H263ZM127 188H129V187H127ZM136 189H137V186H136ZM262 194H263V192H262ZM174 196H175V194H174ZM142 200L143 199H141V201ZM173 201H175V200H173ZM167 202H169V201H167ZM234 203H235V201H234ZM142 204H144V203H142ZM235 205L237 206V204H235ZM239 205H241V204H239ZM100 206L101 207L104 206L106 212H103V210L101 211L99 209ZM236 206H235V208H236ZM179 207H180V205H179ZM238 208H240V207L238 206ZM154 209H155V207H154ZM258 217H256V218H258ZM149 218H151V217H149ZM258 225L261 226L262 224H258ZM134 228L136 229V231H134ZM44 232H48L50 234V237L48 239V245L44 248H41L38 244V239L40 238V236ZM144 233L145 232H143V234ZM146 233H147V231H146ZM181 237H182V235H181ZM138 239H140V241L142 242L141 243L142 246L141 245L138 246V244H139ZM159 242H163V243H159ZM166 242H167V240H166ZM240 244H243L242 246H244L243 249L245 252L244 253L242 252L243 254H241L239 264H251V257L250 256L252 254L250 251L252 250V248L258 249V247H260L261 250H264V239L261 236L255 235V231L251 232V234L248 236H245V237L243 236V240H241ZM165 246H167V245H165ZM159 248H161V247H159ZM170 248H171V246H170ZM225 251H226V249H225ZM211 252H212V249L210 248V244L207 242L204 243V245L202 246V257L208 259ZM223 255H222V253H220L218 255V257H219L218 264H231L227 260L223 259ZM259 255H262V254H259ZM75 256H77V254ZM75 256H74V258H76ZM140 256H141V254H140ZM81 257H82V255H81ZM160 257L162 258L163 261H167V260H169V258H173V255L169 251L168 248L164 247L162 249V254ZM59 258H61V255ZM69 260L71 261V259H69ZM61 261H62V259H61ZM75 261H76V259H75Z\"/></svg>",
    "mask_w": 264,
    "mask_h": 264
}]
</instances>
